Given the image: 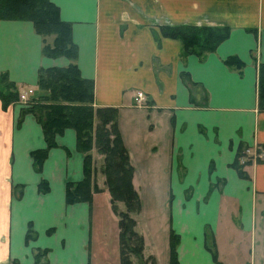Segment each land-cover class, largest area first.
Instances as JSON below:
<instances>
[{
    "label": "crops",
    "instance_id": "1",
    "mask_svg": "<svg viewBox=\"0 0 264 264\" xmlns=\"http://www.w3.org/2000/svg\"><path fill=\"white\" fill-rule=\"evenodd\" d=\"M50 1L71 25L75 64L93 82V106L117 109L134 188L135 182L151 186L145 201L139 196L136 219L147 215L154 222L151 205L168 217L157 240L146 223L144 258L170 264L173 233L177 264H216L211 245L218 264H264V159L249 156L245 177L233 166L240 146L252 156L264 153V111L257 106L264 0ZM188 24L227 27L230 33L213 53L182 56L180 42L162 36L159 26ZM42 46L31 22L0 21V73L19 93L30 87L34 95L40 68L70 64L42 56ZM228 57L243 67L226 66ZM138 91L145 107L133 106ZM24 106L4 110L0 103V264H33L43 249L48 264H92L91 215L96 197L108 195L104 179L96 178L99 191L91 205H67L66 184L83 179L75 131L56 136L38 173L30 152L46 144L33 115L25 114L17 126ZM41 181L48 192L39 193ZM29 225L34 235L26 241ZM97 260L110 263L102 254Z\"/></svg>",
    "mask_w": 264,
    "mask_h": 264
},
{
    "label": "trees",
    "instance_id": "2",
    "mask_svg": "<svg viewBox=\"0 0 264 264\" xmlns=\"http://www.w3.org/2000/svg\"><path fill=\"white\" fill-rule=\"evenodd\" d=\"M18 20L32 23L35 33L42 38L41 54L46 58L64 57L70 61L66 67L40 68L37 74L36 92L21 110L17 126L25 114L34 116L40 125L45 148L30 152L32 165L40 172L47 153L56 146V136L72 129L76 134V148L83 155V179L65 186L67 205L85 202L91 205L92 196L99 189L94 181V159L92 151L102 156L101 172L104 176L105 190L109 195L112 211L118 217L120 264H132V257L138 264H156L153 257L144 258V239L135 231V220L131 214H139L140 198L132 184L133 168L124 148L118 126L116 108L93 106V82L83 79L75 64L77 48L71 38V25L63 22L59 9L50 0H0V21ZM162 36L178 40L182 56L202 57L213 53L228 38L227 27L197 25L159 26ZM230 68L241 69L243 63L236 57L224 61ZM182 81L188 89L194 87L187 73H182ZM19 92L6 74L0 73V103L5 110L11 104L18 103ZM193 102V96H191ZM257 106L264 111V63L258 66ZM244 158L243 146H240L233 164L238 175L245 177L240 159ZM250 158V157H249ZM39 193L48 192V185L41 181ZM19 198V195H17ZM118 203L124 205L119 211ZM28 226L26 241L33 237ZM176 237L170 234V264L176 263ZM208 249L218 264L213 245ZM47 250H38L33 264H48L45 261ZM4 264H20L10 261Z\"/></svg>",
    "mask_w": 264,
    "mask_h": 264
},
{
    "label": "rangeland",
    "instance_id": "3",
    "mask_svg": "<svg viewBox=\"0 0 264 264\" xmlns=\"http://www.w3.org/2000/svg\"><path fill=\"white\" fill-rule=\"evenodd\" d=\"M30 89V87H25L22 89V92H27ZM192 89L195 90V87ZM94 176L95 180L98 178V180L101 183V179H104V176L101 172L102 167V156L98 155L97 153H94ZM134 187V185H133ZM151 186L142 185L141 183L135 182V190L138 191L139 196H142L145 201V193L146 190H150ZM105 188V183H104ZM97 196V195H96ZM98 201H95V205L92 208V215H91V224H92V231H91V263L97 264L98 262V256L99 254L103 255L104 258L110 257V263L109 264H120V257H119V229H118V217L117 215L112 211L109 197L106 193L104 195H98L96 197ZM141 204V202H140ZM119 211L124 210V205L122 203H118ZM151 205V204H150ZM151 213H153L154 217H151L154 222H151L149 216H145V218H137L138 214H131L130 216L134 218L135 222V231L137 233L144 234L146 231V226L148 223V226L150 229H153V239L157 240L159 239V236L161 233L162 226L167 227L168 224V217L166 214H162V216L157 215V208L155 206L149 207ZM145 210V209H144ZM146 211V210H145ZM146 214H148L146 212ZM164 222V224H162ZM157 228V231H156ZM151 239V238H150ZM98 248H101L100 250ZM143 255V253H142ZM144 257V256H143ZM132 264H138V261L132 257Z\"/></svg>",
    "mask_w": 264,
    "mask_h": 264
},
{
    "label": "built area",
    "instance_id": "4",
    "mask_svg": "<svg viewBox=\"0 0 264 264\" xmlns=\"http://www.w3.org/2000/svg\"><path fill=\"white\" fill-rule=\"evenodd\" d=\"M32 95H33L32 90H28L27 92L19 93V96H18L19 103L26 106L27 100ZM146 103H147V99H146L143 92L138 91L134 94L133 106H135L137 108H142V107L146 106ZM252 154L253 153H251L249 149L244 150V158L240 159V164L243 165L246 161H249L250 160L249 156H251V158L254 160L264 159V153L263 152H255V154L253 156H252Z\"/></svg>",
    "mask_w": 264,
    "mask_h": 264
}]
</instances>
